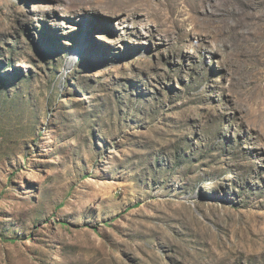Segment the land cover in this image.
I'll return each instance as SVG.
<instances>
[{
    "label": "rangeland",
    "instance_id": "1",
    "mask_svg": "<svg viewBox=\"0 0 264 264\" xmlns=\"http://www.w3.org/2000/svg\"><path fill=\"white\" fill-rule=\"evenodd\" d=\"M0 264H264V0H0Z\"/></svg>",
    "mask_w": 264,
    "mask_h": 264
},
{
    "label": "bare ground",
    "instance_id": "2",
    "mask_svg": "<svg viewBox=\"0 0 264 264\" xmlns=\"http://www.w3.org/2000/svg\"><path fill=\"white\" fill-rule=\"evenodd\" d=\"M146 11V10H145ZM154 11V10H153ZM151 13V12H150ZM158 13V12H157ZM161 13V12H160ZM152 14V13H151ZM150 15V14H149ZM148 16V15H147ZM152 16V18H158V17H163V15L161 16V15H151ZM148 18H149V16H148ZM151 18V19H152Z\"/></svg>",
    "mask_w": 264,
    "mask_h": 264
}]
</instances>
